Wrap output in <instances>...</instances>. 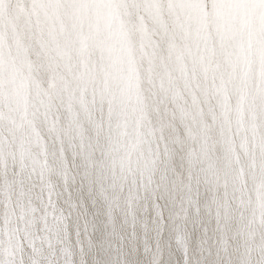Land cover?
<instances>
[{
    "label": "snow or ice",
    "instance_id": "snow-or-ice-1",
    "mask_svg": "<svg viewBox=\"0 0 264 264\" xmlns=\"http://www.w3.org/2000/svg\"><path fill=\"white\" fill-rule=\"evenodd\" d=\"M0 264H264V0H0Z\"/></svg>",
    "mask_w": 264,
    "mask_h": 264
}]
</instances>
